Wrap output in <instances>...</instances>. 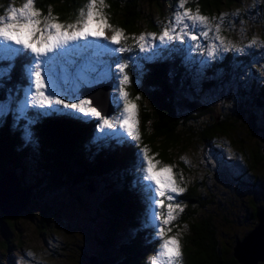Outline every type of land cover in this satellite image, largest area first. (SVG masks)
<instances>
[{"label": "trees", "instance_id": "obj_1", "mask_svg": "<svg viewBox=\"0 0 264 264\" xmlns=\"http://www.w3.org/2000/svg\"><path fill=\"white\" fill-rule=\"evenodd\" d=\"M232 1L187 0L185 5L189 4L190 10L199 9V12L210 16ZM87 4L88 0H35V8L40 11L41 18L51 11L63 24L76 22L81 9L87 11ZM151 4L160 13L164 8L178 7L179 0H104V7L99 3V10L107 16L109 24L129 32L124 42L131 46L130 53L137 51L136 44L130 40L133 32L140 30V25L157 33V36L159 28L167 25L165 20L150 17ZM66 18L70 20L66 21ZM182 46L170 44L151 58H146L139 51L134 56V63L127 57V51L102 57L114 71H117L118 63L129 65L126 72L131 83L126 91L129 99L137 105L138 143L98 139L95 119L83 121L59 113L39 116L31 107L21 113L20 103L24 99L15 90L28 88L25 66L30 62L31 53L15 59L10 78L0 77V102L9 104L0 113V176L10 171L17 177L19 187L29 190V200L22 210L26 217L31 221L37 220V226L46 229L57 216L55 208L47 200L48 196L61 190L79 196V189L91 191L89 186L95 188L93 202L84 195L86 208L93 210L86 216L89 224L82 227L83 230L85 228L83 237L75 235L73 242L69 243L56 237L57 243H50L56 253L60 249L70 251V264H150L149 255L160 240L157 230L148 222L149 202L139 180L142 175L138 170L140 149L147 147L151 157L160 163H169L173 156L176 157V152L186 149L195 137L207 142L227 135L233 126L242 124L252 133H259L261 139L256 152L249 154V167L255 166L258 158L263 156L264 74L260 80L255 79V75L243 79L247 81L244 87L237 81L236 84L233 81L234 85L221 82L218 86L214 82L216 76L208 73L211 67L200 68L193 64L196 53ZM117 55L122 58H117ZM231 55L228 51L211 63L213 66L219 63L228 69V61L235 60L243 64V69L253 72V65L248 62L252 52ZM8 63L0 61V67ZM236 69L230 70L232 75L236 72L239 76L244 71ZM109 83L108 93L112 102L113 83L118 85V81ZM112 106L111 114L120 111L115 104ZM30 120L35 122L29 123ZM26 129L31 132L30 139L25 137ZM178 163L182 164V161L179 159ZM182 168L186 169L184 165ZM187 184L185 192L179 193V201L184 203L183 211L171 224V230L182 224L186 226L184 231H179L180 264H240L231 250L238 237L227 242L216 234L211 224V213L204 214L201 210L212 200L205 199L203 191L199 193V181L191 180ZM241 185L242 189L262 187L258 179ZM261 201L259 204L251 201L250 219ZM15 217L0 210V235L4 238L0 242L1 247L8 246V236L12 228H16ZM53 235L51 231L50 237ZM91 256L93 261L89 260ZM0 264L19 263L8 254L0 255Z\"/></svg>", "mask_w": 264, "mask_h": 264}, {"label": "rangeland", "instance_id": "obj_2", "mask_svg": "<svg viewBox=\"0 0 264 264\" xmlns=\"http://www.w3.org/2000/svg\"><path fill=\"white\" fill-rule=\"evenodd\" d=\"M163 1L164 0H162V2ZM13 2V0H0V16H6L10 7L20 8L25 0H15L14 4ZM96 7L99 10V0H97ZM185 8H189V4H186ZM177 9V6H174L172 9L164 8L162 12L158 13L155 6H153V4L150 5V17L159 19L160 21L165 20L167 24L159 28V34L165 27L169 26V24L174 21ZM179 11L182 12L183 9H179ZM191 11L195 12L196 10L194 11L192 9ZM200 14L207 16L211 21L210 30L204 29L208 31V37L199 34L203 26L197 25L195 29H192L193 34L198 36L196 41L188 40L187 37H185L184 40H173L163 47L169 46L170 44H176L177 47H180V44H182L183 48H190L193 50V53H196V55L194 61L191 62L198 65L200 68H202V66H206V68L211 67L208 73L210 72L216 76L214 80L216 85L221 82H227L229 85L233 84V81H235L234 84H236L237 81L238 84L244 87L247 81L243 79L251 75H255V79L260 80L264 74V47L261 46L262 42H264V0H233L227 7H222L220 11L215 12L213 15L209 16L201 12ZM221 16H223V19H221ZM41 19L43 20V18ZM68 20L70 19L66 18V21ZM73 21L74 20H72V22ZM186 22L191 24V22ZM69 23L71 22L67 24ZM217 25H219L220 29L219 35L224 38L226 43L230 42L237 48H245L243 52L237 51L235 48H230L228 51L232 53L231 56H236L238 54L245 55L252 52L253 56L248 62L253 65V72L252 70L250 72L248 68L243 69V64L240 62L236 63L235 60L228 61V72V69H225L221 65L219 66V63H215V66H213L214 63H211V60L216 62L228 52L224 51L223 45H221L218 40L214 39ZM182 27L183 25L178 26L177 32H179ZM139 29L138 32H133V37H138L141 33L146 35L147 39L145 44L148 51L141 53H143L145 57H151L154 46L160 45V41L159 39H153L148 36V34L152 32L147 30L144 25H140ZM123 32L126 37L129 35V32H125L124 30ZM105 35L110 37L112 31L106 30ZM253 38H256L257 44L246 47ZM88 40L93 41L94 38L89 37ZM124 41L125 40L122 39L119 43H111L110 41L101 39L97 40L96 43H103L113 49L118 47L131 48V46L126 45ZM130 41L136 44L137 51L132 53L127 51L126 55L132 61H135L134 56L139 53L140 48L135 40L131 39ZM76 43L82 44L86 43V41L70 42V44ZM212 44L217 46L218 52L215 57L209 58L207 56V48ZM117 58L122 57L117 55ZM76 59L77 62H80L79 58ZM185 59L188 60V58ZM235 68H237L236 70L240 71V69H242L244 71L239 76H237L235 72L233 76L230 70H234ZM73 72L74 68L68 66V79L65 81L62 78V83L65 87H72L75 83ZM26 89L27 88L24 87L23 90L16 89L15 91L22 94L23 99H25ZM230 89H233V87H230ZM8 105L6 101L0 102V113H3ZM112 110L113 108L109 109V113L107 114L109 117L119 115V112L111 114L110 112ZM120 111H122V108ZM105 131L111 130L105 129ZM259 137V133H252L247 130L245 125H236L235 127L233 126L230 133L227 135L209 139L210 141L207 142L201 141L195 137L186 149L176 152V157L173 156L169 163L161 162L158 165L160 168L171 166L177 184L184 189L191 180L199 181L201 186L199 188V193L203 191V197L212 200L203 205L206 207L201 210L204 214L211 213V224L215 228L216 234L227 242L233 240V238H239L251 228L253 219L249 218L251 201H254L253 203L255 204H259L264 194V154L262 157L258 158V162L255 166L252 165L249 167V162L251 161L249 154L251 156L252 151L255 153V150L259 147L261 143ZM148 155L152 156L150 154ZM182 157L187 160V163L181 159ZM179 159L182 161V164L178 163ZM154 160L158 161L156 158H154ZM177 165H182V167L184 165L186 169L181 166V168H179ZM256 179L262 184L261 188L248 187V189H242L241 184H244V182L250 183V180ZM204 185L206 187H204ZM86 190V188L84 190L79 189L78 192L83 194H79V196L64 190L48 196L47 200L55 208L57 216L54 217L53 222L50 223L46 229L38 227L37 220L31 221L27 218L24 211H22L23 209L19 211L14 220L16 228H12L8 236L7 248L0 246V255L7 256L10 254L13 258L18 260L19 264H70V251L67 249H60L59 252L57 251V254L51 249L50 243H57V238L63 239L69 243L73 242L75 235H81L80 237H83L82 234L85 228L83 230L82 227L89 224V222L86 221V216L92 214L91 212L93 210L92 208L89 210L86 208L87 200H85L84 195H87L86 198L91 202H93L96 195L94 187H92L91 191ZM169 195L173 196L174 199L171 201L165 200V204L171 203L173 206L178 204L180 208L184 207V203L179 201V194L169 193ZM160 209L162 213H167L166 208ZM160 209H157V211H160ZM180 212L181 211H178L176 219ZM175 220L165 227L171 228V224ZM159 223L160 221L157 220L156 224L158 225ZM173 227H175V224ZM185 229L186 226L182 224L180 227L172 229L170 234L167 235L176 236L179 234L180 230L184 231ZM40 230L44 231L39 232ZM155 230L158 231V229ZM51 231L54 232L53 237H50ZM3 239L4 238L0 235V242ZM83 241H85V237ZM160 243L161 241H159V244ZM157 248L149 255L148 259L150 261L156 254ZM262 264H264V262Z\"/></svg>", "mask_w": 264, "mask_h": 264}, {"label": "snow or ice", "instance_id": "obj_3", "mask_svg": "<svg viewBox=\"0 0 264 264\" xmlns=\"http://www.w3.org/2000/svg\"><path fill=\"white\" fill-rule=\"evenodd\" d=\"M187 0H179L174 21L165 27L157 36L150 33L148 36L159 39L160 45L154 46L152 56L159 55L163 46L173 40L196 41L198 36L193 34L192 29L197 25L203 26L200 35L208 37L211 21L207 16L201 15L199 9L195 12L185 8ZM101 7H104V0H99ZM97 0H89L86 5L87 11L81 9L80 18L76 22L63 24L49 11L48 16L43 20L41 13L35 8V0H25L20 8L10 7L6 16H0V61H8L5 67H0V77H9L17 57L32 55L30 62L25 66V74L28 79V88L25 90V99L20 103V111L24 113L31 107L37 115L46 116L53 113L68 115L83 121L95 119L97 121L98 139H116L118 143L129 141L139 142L140 135L137 119V105L129 99L126 87L131 83L126 69L127 63H118L117 71H114L111 64L102 59L104 56H111L115 52L130 51L129 48H110L103 43H96L97 40H106L111 43H119L128 37L120 28H115L108 23L107 16L98 10ZM183 9V11H179ZM223 19V16H221ZM191 22V24L187 23ZM183 25L177 32V27ZM106 30H111L112 35H105ZM219 25L216 26L215 40L223 45V50L228 51L235 48L243 52L245 48H237L230 42L226 43L219 35ZM94 38L89 41L88 38ZM140 48L141 52L148 51L145 41L146 35L141 33L138 37H132ZM73 41H86V43L70 44ZM257 40L253 38L249 45H256ZM264 47V42L261 44ZM218 48L215 44L207 48V56L215 57ZM79 58L80 62H77ZM151 58V57H146ZM135 61H133L134 63ZM68 66H74L73 75L75 83L72 87H65L63 80L68 79ZM118 81L113 83L112 103L122 111L115 117H109L103 105L94 97H82L80 89L84 86L101 82ZM34 88V91L32 90ZM139 99V97H137ZM67 110V111H65ZM30 120L29 123H34ZM109 129L111 131H105ZM26 139H30L31 132L25 130ZM187 163L185 158H181ZM159 161L148 155L147 147L140 149L138 170L142 173L139 180L147 193L149 202L148 222L154 229H158L157 236L161 243L156 254L151 258L150 264H180L181 256L179 234L168 236L171 228H166L176 219L178 211H183L177 204H165V200L174 199L169 193H182L185 191L180 187L173 174L171 166L158 167ZM166 208L164 214L157 209ZM160 223L157 225L156 221Z\"/></svg>", "mask_w": 264, "mask_h": 264}, {"label": "water", "instance_id": "obj_4", "mask_svg": "<svg viewBox=\"0 0 264 264\" xmlns=\"http://www.w3.org/2000/svg\"><path fill=\"white\" fill-rule=\"evenodd\" d=\"M109 82H101L84 86L80 89L82 97H94L102 105L106 113L113 108L109 98ZM108 107V108H107ZM264 142V137L262 138ZM264 152V145L262 146ZM92 187L89 186V190ZM29 190L19 187L17 177L10 171L4 172L0 176V210L8 215L15 216L19 211L25 209L29 200ZM232 256L240 264H256L264 262V198L260 205H256L252 226L236 239L231 247ZM93 256L89 257L93 261Z\"/></svg>", "mask_w": 264, "mask_h": 264}]
</instances>
